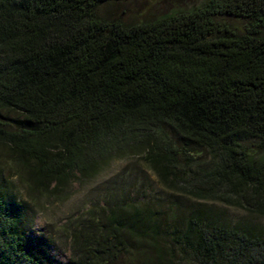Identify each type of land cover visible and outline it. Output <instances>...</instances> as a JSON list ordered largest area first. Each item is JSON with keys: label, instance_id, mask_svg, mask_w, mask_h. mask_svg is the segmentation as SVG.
I'll return each instance as SVG.
<instances>
[{"label": "trees", "instance_id": "16d2710c", "mask_svg": "<svg viewBox=\"0 0 264 264\" xmlns=\"http://www.w3.org/2000/svg\"><path fill=\"white\" fill-rule=\"evenodd\" d=\"M127 1L0 0V264H56L31 202L129 159L162 195L129 172L98 185L60 229L68 264H264V0L102 13Z\"/></svg>", "mask_w": 264, "mask_h": 264}, {"label": "rangeland", "instance_id": "374dc122", "mask_svg": "<svg viewBox=\"0 0 264 264\" xmlns=\"http://www.w3.org/2000/svg\"><path fill=\"white\" fill-rule=\"evenodd\" d=\"M205 0H129L126 3L116 6L108 5L102 8V13L113 15V17H121L125 23L133 21L140 22L143 18L160 17L167 15L176 10H185L186 8L201 5ZM8 167V158L3 148H0V168ZM122 172H129L134 180L143 181L147 192L162 195V189L157 183L152 173L143 167L138 160H123L113 162L99 179L90 185L73 186V191L68 200L57 202L54 200L46 201L38 199L32 201L34 206V218L31 231L27 238L31 243L42 251L50 262L56 264H68L72 259V251L66 235L60 231L64 225H69L73 217L79 215L82 208L87 203H92L93 191L100 184L114 178ZM13 170L6 171L5 176L15 175ZM12 174V175H11ZM15 183L14 178L10 179V183ZM22 200H27L20 192ZM36 200V199H35ZM228 216L234 221L248 218L245 214L234 210H227ZM264 226V221L262 222Z\"/></svg>", "mask_w": 264, "mask_h": 264}]
</instances>
